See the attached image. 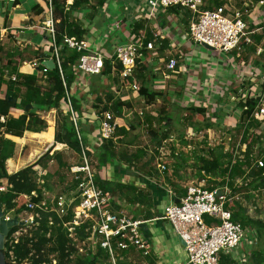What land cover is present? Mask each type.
Listing matches in <instances>:
<instances>
[{
    "label": "trees",
    "instance_id": "trees-1",
    "mask_svg": "<svg viewBox=\"0 0 264 264\" xmlns=\"http://www.w3.org/2000/svg\"><path fill=\"white\" fill-rule=\"evenodd\" d=\"M105 1L106 0H95V6H102ZM67 2L68 0H50L52 7V20L54 22L56 34L55 43L61 60L60 67L62 78L66 84L67 90H69L76 80L75 74L72 71V66L79 58L80 53L69 49L63 43V37L67 36L75 37L78 40L82 39L86 30L82 28V23L79 19L73 17V15L78 14L80 11L83 12L87 9L94 8L91 6L92 0H71L70 4ZM206 3L207 7L211 8L213 6L223 5L224 2L222 0H206ZM35 8L37 14L42 12L38 6ZM168 10L170 12L178 13L177 8H169ZM182 21L184 24H187L185 19H182ZM147 24L148 22L146 20L136 21L132 25V32L137 33L139 30L144 29L147 36L146 39H152L151 31L150 28L146 26ZM253 39L255 42H259L262 37L253 35ZM167 47L168 41L163 40L160 50L166 49ZM38 50L39 48H37L36 51ZM50 50L51 49H49V52H51ZM0 51H2L1 46ZM45 54L46 53L41 50V53L37 55V60L43 62L48 59V56H46L47 54ZM15 56L18 57V61H15ZM23 62H25V60L21 53H7L5 65L3 67V69L6 70L2 69V71H0V88L2 84H6L7 86L4 97L0 98V180H6L7 184L6 191L0 193V202L6 213L14 211V213L17 214L23 210H27L33 212L34 215L38 214V217L33 218L36 226L26 230L25 233H21L17 237V242L14 241L12 235L21 231L23 227L15 226L11 229L5 242V259L10 262H15L16 264H52V261H55V264H97L100 255L104 254V259L109 257L101 248H98L95 255H89L86 257L79 256L73 261L71 257L75 252V248L72 240L67 237V232L63 229L60 219H58L54 213L48 212L49 207L47 204L46 209H42L43 207H35L34 210H29L26 207L27 200L24 196H27L30 202L37 206H39L40 202L44 200L42 187L37 183V172L34 169L36 166L45 170L47 163L54 159H57L58 165L61 168L65 167L69 170L71 165L62 161L59 153H51V151L48 150L31 165L12 174L6 172L5 162L13 157L15 144L11 140L4 138L5 135L22 137L26 131L39 133L37 138H39L40 146L35 152H31L29 156H27V161H29V163L38 157L42 147L46 144L49 145L53 141L52 119L51 127L49 128L50 131H44L46 123L40 115L36 113L37 111L57 110L59 126L58 132L55 133L54 136L55 143L64 144L68 149L73 150L78 155L80 153V143L77 139L76 130L70 121L69 113L66 111H60L65 99V89L62 84V78L58 67L54 65L53 69H48L44 74L46 84H40L35 73L26 74L18 71V66ZM104 66L103 72L100 75H97L100 76V78L102 76L110 75L111 73L112 66L108 59L104 61ZM42 68V66L39 67L40 70ZM114 68V71L118 74L122 67L121 65L116 64ZM138 68L135 71V76L139 79L142 78L141 73L145 70V67L141 65ZM11 75L15 76L14 81L5 78V76L9 77ZM130 82L131 80H127L125 84H129ZM142 84L143 85L138 93L139 96L145 98L147 104H151L157 97L163 95L162 92L150 90V88L145 86L144 82ZM8 97H11L12 99L9 100ZM70 100L73 110L78 115H82L85 97L78 98L77 96L72 95ZM95 101L96 105L94 108L97 109L100 104L103 106L102 109H97V114L109 111L113 114V117L117 118H122V111L124 109L131 108L130 102L121 101L120 98H114L110 93L105 95V99L96 97ZM259 101L260 96L251 98L247 97L246 99H241L236 105L241 108L242 112L239 121L234 128V132L239 137V144L246 145L241 159H236L234 161L226 159L223 161L220 158V155H216V157L213 158H210L208 155L197 157V175L201 180H207V189H213L215 186L224 185L229 187V198L231 197V200L227 202L226 206L228 209L232 210V220L238 222L243 229L247 227L264 228V223L258 220H253L246 215L240 203L233 199V197H238L241 193L244 195L246 194L245 198L249 199L251 197V191H258L261 187H264V176L262 175L264 168L258 169L253 164L255 158H264V150L262 149V141L264 138V128H262V125H264V119L256 120L252 117L253 111L259 104ZM29 104H31L33 108L30 111H24L25 106ZM14 109L23 110L24 112L17 117H11L9 113ZM188 110H191L194 114H205V108L202 107L190 106L188 107ZM149 125L150 138L152 137L153 141H156V154L158 148L161 146L162 140H166L169 136L168 129L160 132L157 131L151 126L152 120ZM209 126L210 125H206L207 128H210ZM124 132V127L117 126L113 137L116 134H122ZM144 154L145 151L141 148L134 153L128 154L125 152L118 154L115 150L114 141L112 139L105 140L95 154V167L98 169L104 166L114 157H118V159L123 161L127 167H130L134 163L139 162ZM91 157L92 159L94 158L93 156ZM153 159L154 157L149 161H146L143 166H148ZM23 162L24 161H22L21 164ZM45 176H47V174ZM45 176L42 178H45ZM216 177L221 179L218 183H216L214 179ZM237 180L240 183L237 182ZM70 181L69 189L73 190L76 187L77 182L73 179H70ZM95 181L99 188L104 192L110 185L109 182L102 181L98 176H96ZM128 188L130 189V187ZM184 192L185 189L182 190V195ZM144 196V194L140 193L139 195L132 197V199H129V201L134 202L135 200H139L142 202ZM152 215L151 212H147V219H151ZM68 218L65 220H68ZM50 222L52 223L50 224ZM83 230L84 227L78 230V238L80 241L86 237ZM116 253L117 264H122L121 261L118 260V257L128 258L130 256H133L138 260L145 259L146 264H156V261H154V258L150 257V255L144 257L139 250L133 247H130L127 250H119ZM250 259V264H264V250L252 251ZM222 262L236 264L230 258L223 259ZM244 264L249 263L245 262Z\"/></svg>",
    "mask_w": 264,
    "mask_h": 264
},
{
    "label": "built area",
    "instance_id": "built-area-1",
    "mask_svg": "<svg viewBox=\"0 0 264 264\" xmlns=\"http://www.w3.org/2000/svg\"><path fill=\"white\" fill-rule=\"evenodd\" d=\"M8 1L13 2L14 0ZM47 3L48 19L43 23V30L49 39V47L46 50L47 55H45L48 56L46 60H52L54 65L58 67L62 78L61 60L55 43V28L50 0H47ZM147 5L149 11L146 16H143V19L150 22H153L152 19L155 20L159 10L179 7L187 11L186 35L188 39L196 44L207 45L211 50L218 53L236 54V58L239 57L240 51L254 44L253 35L259 34L264 29V19H260L261 14L264 15V10H259L264 7V0H258L256 8H250L251 5L246 3L242 4V8H231L226 3L209 8L206 0H147ZM151 35L152 39L147 40L144 29L130 34L126 39L121 40L125 42L117 43L112 55L106 58L121 65V71L118 73L121 88L132 92L139 91L140 88L135 81L136 68L141 63L147 64L148 61H150L148 64H151L152 60L148 56L158 57L157 49L161 47L164 40V36L158 31L151 30ZM63 43L69 49L80 53L79 58L72 66L75 76L85 74L97 76L103 72L105 57L100 52H90L85 40L64 37ZM170 46L174 48L175 53H171L165 67L174 73L178 67V61L175 57H179V55L176 46L173 44ZM145 52H148V55H145ZM263 52L260 40L256 45L255 54L258 57ZM159 60L160 62L163 61L160 58ZM43 62L35 59L30 63L34 73L42 79L45 78L44 74L48 71ZM40 66L43 67L41 70L39 69ZM258 68L262 69L260 73ZM258 68L254 73H247L244 69H240L241 80H245L243 78L245 76L253 77L257 82L258 78V83H254L253 87L250 86L249 91H246L244 95L242 93L241 99L260 96L259 104L253 111L252 117L256 120H262L264 119V87H262L264 85V69L261 63ZM5 78L15 80L14 75L5 76ZM164 78L166 79L168 76L164 75ZM127 80H131V82L125 84ZM62 84L65 89L63 105L65 111L69 113L70 121L76 130L77 139L80 143L81 164L71 165L69 168L71 178L77 182L76 187L65 194L53 197L51 200L53 203L48 212L54 213L60 219L69 239H72L69 237L70 233H75L76 236L77 231L84 227V231L88 234L86 239L95 238V248L104 250L111 258V264H117L115 261L117 251L127 250L130 247L139 250L144 257L150 255V248L141 232L140 226L143 221L132 220L121 211L113 210L109 195L97 185L95 181L96 169L86 152L87 148L81 143L78 126L81 115H78L72 108L70 100L72 92L71 89L67 90L63 78ZM94 120L98 122L101 140L111 139L117 127L113 114L109 111L100 114L95 113ZM253 164L258 169L264 168V158H255ZM157 170L161 173L166 170V167L164 164H158ZM262 175L264 176V172ZM237 182L239 181L237 180ZM6 188V183L1 184L0 193L5 192ZM216 191H220V195H217ZM229 193L230 190L227 185L215 186L213 189H207L202 184L188 185L185 187V192L180 197L179 202L168 203L164 207L162 215L157 218L167 220L175 235L183 241L187 264H231L222 262L223 259L227 258L236 264H244L247 261L246 252H239L238 256L233 254L238 250L245 233L249 231L232 220V210L226 206L227 202L231 200ZM24 198L27 200V209L34 210L35 207L46 209L45 200L37 206L30 202L27 196ZM233 199L236 200L238 197L235 196ZM4 217L10 218L8 214H4ZM34 217H38V214H35ZM66 218L68 220H65ZM18 232L12 235L15 242L19 236Z\"/></svg>",
    "mask_w": 264,
    "mask_h": 264
},
{
    "label": "crops",
    "instance_id": "crops-1",
    "mask_svg": "<svg viewBox=\"0 0 264 264\" xmlns=\"http://www.w3.org/2000/svg\"><path fill=\"white\" fill-rule=\"evenodd\" d=\"M145 1L147 3V0H117V3L121 5L119 6V10H120L119 12L113 8L110 10L109 5L111 2L110 0H106L102 6H95V4H92L91 6L94 9L90 8V9H87L86 11H83V14L88 17L85 20L89 22V25L92 26L93 24L97 22L99 23V21L103 23L105 21L111 20L112 23L109 26L111 33L112 31L113 32L119 31L122 33L121 39L117 34L111 35L110 31L107 33L105 32L102 33L101 38L103 39V43L107 45V47L106 46L104 47H106L107 50H109L110 52L109 54L108 53L105 54V52H103L104 48L102 47L101 43L97 41L96 38H93L91 36V39H89L87 37L88 29H86L85 26L82 24V28L86 30V33L82 39L85 40V42L87 43L89 51L90 52H94V51L100 52L105 57V60H107L106 58H109V55H112L114 51V46L117 43H119L120 40H124L130 34L134 33L132 32L133 23H135L138 20H145L143 19V16L144 14H146V10L149 11L148 6L146 7L143 6ZM37 6L42 10L40 14H37L36 12L37 10L35 7ZM46 8L48 9L47 0H14L13 2H9L8 0H0V41H2V39L7 37L8 35H12L13 33H16V35L19 36L20 42L29 40L30 42H33L34 46H36L35 42H36L37 36L42 34V37H40L38 41L42 42L44 46L45 41L47 39L46 37L47 35H46V32H44L43 30L44 26L42 25L48 19ZM172 8H177L178 13L170 12L168 9L163 10V11L159 10L156 16L157 19L159 18V20H154L153 22L146 20L148 22L146 26L150 28V31L151 30L158 31L160 34L164 36V41H168V47L162 50H160V47H159V49H157V54L159 52L162 55L165 51H168L167 53L170 56L171 53L174 52L173 51L174 48L170 46L173 44L174 46H176L178 50L177 53L181 59V62H178L177 70L174 73H170V74L163 73V77L160 79L157 77L155 78L151 77L150 84L154 87H157V90L152 89V91H158V92L163 93V95L157 97L154 102L160 99L163 100L164 97L168 98L169 100L170 98H173V96H175L176 98L174 99V101L179 102L180 106L188 108L190 106H193V107L196 106L195 97H201V96L207 97L210 104L213 105L214 102L212 101L214 100L217 102L215 103L216 105L219 104V107L217 106V108H215V112L217 110L218 111L221 110L223 112L222 113L223 115H220L217 118L212 117V120H210V123L214 124L213 121L217 122V119H219L220 124H223V125L227 124L229 128L234 129L239 121L242 110L240 107L236 106L237 104L232 102L233 96H231V94H237L239 91L238 93L239 95H241L242 93L244 95L246 91H249V88L247 89V88L242 87L241 71H239L240 72L239 74L236 73L237 66H238L237 64H239L240 62L236 60L233 57L234 54H232L233 56H229V58L225 62L222 63L221 65L222 68H228L231 72V78L229 80L228 79L226 80L225 78L226 76H224L223 74V69L220 71V73H219V70L217 69L212 71V68L219 67V64H217L216 62L215 63L206 62L204 64H201V65H204L203 68L205 69H203L201 68V65H196V63L194 62L187 61L186 51H188V49H186V45L181 44V40L184 39L185 41H191L190 39L187 38V35H186L187 34V24H184V22L182 21V19H185L188 23V20H187L188 13L187 11L182 10L179 7H172ZM263 10L264 9L262 8L261 11ZM84 15L83 17H81L82 19L84 18ZM94 18L97 19V22ZM174 18H176L177 21H175ZM174 21L176 22L175 25H173ZM111 26H113L114 28H111ZM108 41H110L111 46L110 45L108 46ZM116 41L118 42L116 43ZM37 46L39 49L42 50V52L44 53L47 52L46 51L47 48L39 47V45ZM255 48L256 47H254L253 45H250L246 47V51L251 50L253 52ZM145 55H148V52H145ZM262 57L263 56L260 57L261 58L260 61L256 60V61H252V63L250 62L251 67L245 68L244 66H242L241 70L245 68L244 71L247 72L251 69L252 70L251 72L254 73L256 72V69L258 68V65L260 63L263 65V69H264V63H262L263 62ZM159 58L160 57H158V61H160ZM160 59H163V58H160ZM151 60L153 61L154 58ZM241 63L245 64L246 61L241 62ZM116 64H117L116 61L111 60L110 65L112 67H111L110 75L101 77L105 82V86L107 83L108 85L112 83L110 87L111 89H114V91H115V88L113 84L115 83L113 82L117 81L119 83L118 74L114 71L115 70L114 67ZM141 65L145 67L144 71H146L147 70L146 68L149 66V64L141 63L139 64L138 67H140ZM260 70L262 69L258 70L259 73H260ZM18 71L20 73H26V74L34 73V70L32 69L31 65L26 62H23L22 64L18 66ZM233 74L235 76H233ZM164 75L168 76V78L165 79ZM135 81L137 84L139 82L138 86L139 88H141L143 84L139 81L138 78H136V76H135ZM247 81H249V85H251V87H253V83L256 82L255 78L253 77L251 78L247 77ZM144 82L146 83L147 81L145 80ZM222 82L223 84H221ZM257 82H258V78H257ZM236 84H238V88L236 87ZM85 85L84 87L86 89L83 90L85 93L78 91L79 90L78 88H77L78 90L76 89L75 92H73V88L76 86V82H75L73 86L70 88L72 90V95L77 96L78 98L85 97L86 99V97H88L87 92L90 89V87L85 86ZM262 87H264V85H262ZM6 89H7L6 84H2L0 88V98L4 97ZM94 89L98 90L96 88ZM123 89H124V92L126 93H123L121 96H118L119 94H117V97L115 98H120L121 101H128L130 102V104L132 101H135V100L137 101L140 98L138 92H135V91L132 92L130 90V93H129L127 92L128 90L125 91V88ZM113 95L115 94L113 93ZM130 98H133V99H130ZM225 98L227 99V102L224 101ZM142 99H143L142 102L146 106L148 105L146 107L148 113H145L143 117H140L141 115L140 116L136 115V117L139 119L138 124L134 125V124L128 123L130 119L129 120L126 119L131 111V108L124 109L122 111V118H115L117 120V126L124 127L125 129L124 133L116 134L114 137L111 138L115 143V150L118 154H122L125 152L130 154V153L135 152V151L129 150L132 144L134 143V139L133 138L128 139L129 132L131 130H134L135 127H138L139 125H144L145 127L148 128L150 126L149 123L152 120V125H151L152 128L160 132V131L169 129L171 125L172 118L170 116V112L166 111L164 116L167 119H162L160 114L165 110L161 109L160 107L156 110L154 107H152L154 102H152L151 104H147L146 100L144 98ZM204 106L205 105L203 103L201 107L205 108ZM219 108H222V109L219 110ZM52 110H55V109H52ZM52 110L37 111L36 113H38L41 116V118L45 121L46 116L50 115ZM23 112H24L23 110L14 109L10 111L9 115L11 117H17L18 115H21ZM95 112L96 111L94 110V108L92 106L91 107L89 106L86 112L85 111L82 112V116L80 119L84 120L83 121L84 130L86 131V133H88L90 137L88 140L87 139L85 140V143L83 142V139L81 137V143L82 145H86L87 147L90 148L89 152H93V153L95 152L96 154V152L99 150L100 145L103 143V141L101 140V137L99 135L98 127L94 126V117H93L94 115L93 114H95ZM206 112H207V109H205V113ZM195 114H198V113H195ZM46 121L48 120L46 119ZM209 127L211 128V125ZM210 128L206 130H209ZM262 128H264V125H262ZM46 129L47 127L45 128V130ZM187 129H192V128L188 127ZM231 132L233 133L232 130L231 131L229 130L228 134H230ZM186 133H188V131H186ZM32 134L38 135L39 133H33V132L26 131L24 132L22 137H15L17 139H21L22 143L14 141L13 140L14 136H10V135L4 136V138L11 140L15 144L14 154L15 155L16 153L21 154L22 156V158L21 157L19 159L16 158L17 161L13 160V164H14L13 166H16L15 164L16 163L18 164V160H21L23 158H24L23 161H26L27 156H28L27 154L29 152L30 153L35 152L36 149L39 148L40 146L39 138L33 139L31 137ZM54 136H55V133L53 132L52 142L55 143ZM151 140H153L152 137H151ZM263 142H264V138H263ZM182 143L183 144L186 143L188 145L187 140L183 141ZM57 145H61L62 147H64L63 150L69 151V149L65 147L64 144H57ZM119 147H121L122 149H120ZM126 148H128V150H125ZM140 148L145 151V154L141 158V160H143L147 156V152H151V150H148L149 149L148 146L147 147L144 146ZM23 150H25V155H24V152L22 153ZM58 150L60 151L61 149H58ZM58 153L60 156H62V155H66L67 152L65 153L58 152ZM40 156L41 155H39V157ZM39 157L35 158L33 163ZM78 157L80 159V155H78ZM152 157H155V153L151 156V158ZM149 158L147 161L151 159ZM19 162L20 163L18 165V169H13L11 171L12 173H15L18 170L24 168L23 165H21L22 161H19ZM158 164L159 162L156 161V163H154L153 165L151 163V165H148L146 167L141 165V167H139L140 170L135 169L139 174H135L136 171L131 170L130 167H127L123 161L118 159V157H114L111 160H109V162L106 163L104 166L96 170L97 172L96 176H98L102 181H107L110 183L109 187H107V190L105 192L110 197V203H111V207L113 210L122 212V210L120 209L126 208L127 209L126 211H129V213H132L131 216H128L125 214L128 218L132 220L143 221L142 223L143 226H141V231L144 233L143 237L146 239L148 243V247L150 248V257L154 258V261H156V264H187V257L185 256L186 252L184 250L183 244L179 241L178 236L175 235L171 224L167 220L157 219L158 217L162 215L163 209L168 203H171V202L178 203L179 202L180 197H182V190L185 189V187L184 185H181L179 187L178 185L172 184L170 182L166 183V182L160 181L157 174H154L153 172V170L155 172H158L157 167H156ZM165 164L166 163H164V165ZM38 169L42 171V169L39 166H36L35 170H38ZM113 175L116 176V180H113L112 178ZM126 178H127L126 181L123 180ZM1 182L2 181L0 180V185L1 184L4 185L6 183V182L5 183L4 182L1 183ZM117 185H121V186H117ZM128 187H130V189ZM140 193L145 195L144 198L142 199V202H140L139 200H135L134 202L129 201V199H132V197H135V195H139ZM50 200H52V198ZM46 204L48 205L47 202ZM147 212L149 213L151 212L153 214L151 216L152 217L151 219H147V216H146ZM9 213H11V211ZM143 264H146L145 259L143 260Z\"/></svg>",
    "mask_w": 264,
    "mask_h": 264
},
{
    "label": "rangeland",
    "instance_id": "rangeland-1",
    "mask_svg": "<svg viewBox=\"0 0 264 264\" xmlns=\"http://www.w3.org/2000/svg\"><path fill=\"white\" fill-rule=\"evenodd\" d=\"M95 0H92L91 5L95 4L94 2ZM224 3H226L229 7L231 8H242V4L246 3L247 5H251L250 8H256V0H222ZM109 2V1H108ZM110 5H109V9L111 10L116 9L117 11L120 12L119 10V5L117 3V0H110ZM68 4L71 3V0H68L67 2ZM223 3V4H224ZM12 5V3H11ZM144 7L148 6L146 1L143 4ZM264 9V7H262ZM261 8V9H262ZM259 9V10H261ZM46 10H48L46 8ZM148 11L146 10V14H144V16H146L148 13ZM81 14V15H80ZM83 12H78V14L73 15V17H76L79 19V21L85 26L86 29H88V34L87 37L89 39H91V36L93 38H96L97 41H99L102 45L103 52H105V54H109V50H107V45L103 43V39L101 38L102 33H107L111 30L109 28V26L111 25V20L105 21V22H101L99 21V23L97 22V19L94 18L96 20L97 23L93 24L92 26L89 25V22L85 19H87L88 17L84 15V18L82 19L81 17H83ZM118 16V15H117ZM177 16V15H176ZM48 17V16H47ZM175 21H177L176 18H174ZM260 19H264V15L261 14ZM40 20V19H39ZM155 20H159V18L157 19V17L155 18ZM151 21H154V19H152ZM173 22V25L176 24V22ZM263 24V22H261ZM2 24V22H1ZM42 25V24H41ZM172 25V26H173ZM44 26V24L42 25ZM41 27V26H40ZM111 28H114L113 26H111ZM45 34V33H44ZM117 34L120 39L122 36V33L119 31H112L111 35H115ZM257 36H261V46L263 47L264 50V29L262 31H260L259 34H257ZM42 37L41 35L37 36L35 45H33V42H30L29 40L26 41H21L19 39V36L16 35V33H13L12 35H8L7 37H5L4 39H2V41H0V46L2 47V51H0V71H2L4 65H5V61H6V54L7 53H21L23 59L25 60L26 63H31L32 61H34V59H37V55H39L41 53V49H39L38 51L37 48L39 45V47H43V48H48L49 47V39H47L45 41V45L43 46V43L38 41V39ZM67 37V36H64ZM63 37V38H64ZM75 38V37H74ZM19 39V40H18ZM78 40V39H77ZM81 40V39H79ZM55 41H56V34H55ZM115 41V40H114ZM118 41H116L117 43ZM120 42H125V41H121ZM2 43V45H1ZM253 43L252 44L254 47H256V45L258 44V42H255V40L253 39ZM181 44L186 45V49H188L187 52V56H186V60L187 61H191L196 63V65H201L204 64L206 62L208 63H217L219 64V67H214L212 68V71L214 70H219L220 71L223 69V74L224 76H226V80L231 78V72L228 68H222V63L225 62L229 56H233V55H228L225 54L223 52H216L214 50L208 49L205 46H203L202 44H196L192 41H185L184 39L181 40ZM110 45V41H108V46ZM106 46V47H104ZM111 46V45H110ZM34 47V48H33ZM174 52H172V54L175 53V50H173ZM168 51H165L162 55L158 52V57L163 58V61L160 62L158 61V57H151L150 55L148 56V58H151L154 60L152 61L151 64H149V66L146 68L147 70L145 72L141 73L142 78H139V81L141 83H143L145 80L147 81L146 83L144 82L146 87H149L150 90H157V87L152 86L151 83V77H157V78H162L163 77V73L164 74H170L171 72L169 70H167L165 68V64L168 60V58L170 57L167 53ZM235 56V57H234ZM233 57L238 60L240 63L237 64V70L236 73H240L239 71H241L240 69L242 68V66H244L245 68L247 67H251L250 62L252 63V61H256L259 60L260 61V57L263 56L262 60L264 63V52L262 55L260 56H256L255 54V50L252 52L251 50L246 51L242 50L239 52V57H237V55L235 54ZM231 57V58H233ZM176 60L178 62H181L180 57L176 56L175 57ZM230 58V59H231ZM15 61H18V57L15 56ZM246 61V63L243 65V63ZM248 61V62H247ZM150 62V61H148ZM148 62H146L148 64ZM236 62V61H235ZM238 63V62H237ZM153 65V66H152ZM195 65V66H196ZM139 66V65H138ZM137 66V67H138ZM204 65H201V68H203ZM244 68V69H245ZM205 69V68H203ZM6 70V69H3ZM137 70V68H136ZM252 70L250 69L249 73ZM145 73V74H144ZM220 75V74H219ZM81 79L79 76H76L75 80L76 82V86L73 88V92H75V90L77 89L80 92H84L83 90L86 89L84 87L88 86L90 87V89L88 90L87 94L88 97H86V99L84 100L83 104L85 105L83 108V112L87 111V108H89V106L93 107L96 105V97H101L103 99H105V95L108 93H110L114 98L117 97V94H119L118 96H121L124 92V89L121 88V85L115 81L113 83L114 89H111L110 85H108V83L105 86V82L102 78H100V76H94V75H80ZM233 76H235L233 74ZM37 78L39 80L40 84H46L45 79H40V76L37 75ZM245 80H241V84L242 87L244 88H250L251 85H249V81H247V77H243ZM158 79V80H159ZM116 80V79H115ZM143 81V82H142ZM85 82V83H84ZM255 84H257L258 82H254ZM253 83V84H254ZM223 84V82L221 83ZM139 85V82H138ZM249 85V86H248ZM87 87V88H88ZM236 87L238 88V84H236ZM94 88L98 89L95 90ZM236 88V90H237ZM177 89V88H176ZM117 90V91H116ZM126 91V89H125ZM72 92V90H71ZM117 92V93H116ZM127 92L130 93V90H128ZM85 93V92H84ZM113 93L115 95H113ZM239 93V91H238ZM231 94V96H233L232 98V102H234L235 104H237L240 100H241V95L239 94ZM143 97L140 96V98L136 101H132L131 102V111L129 113V115L127 116L126 119H130L128 123L131 124H138L139 119L136 117V115L143 117V115L147 112L146 106L143 102L142 99ZM176 97L173 96V98H170L168 100V98H163V100H157L156 102L153 103L152 107H154L156 110L160 107L161 109H164L165 111H163L160 116L163 119H167L164 114L167 112H170V116L172 118L171 121V125L168 129V133L169 136L166 140H162L161 142V149L159 147V149L157 150V153L155 154V157L153 159V161H150L149 165H152L154 163L159 162V164H164L166 163V170L163 173H158L155 172L153 169L154 174H157L158 178L160 179V181L166 182V183H172V184H176L179 187L181 185H184V187L194 184V185H198V184H202L204 186H207V180H201L198 175H197V171H198V167H197V157L198 156H209L210 158L216 157V155H220V158L225 161L226 159H231V160H236V159H241L243 156V152L246 148L245 144H239V137L235 134L234 129L233 128H229L226 125L220 124L219 119H217V122L213 121L214 124L210 123V120H212V117L217 118L220 115H223L222 111L219 108L220 111H216L215 112V108H217V106L219 107V104H215L217 103L215 100L212 101L214 102V104H210L209 100L207 97H195V107H201L202 104L204 103V107L205 109H207V112L202 115V114H195L191 112V110H188V108L182 107L180 106L179 102L174 101ZM133 99V98H130ZM145 99V98H144ZM194 99V98H193ZM223 100V99H221ZM225 102H227V99H224ZM225 104V103H224ZM63 105V104H62ZM102 105H98V110L102 109ZM96 108H94L95 111H97ZM65 106H61L60 111L64 112ZM219 112V113H217ZM96 114L98 113L95 112ZM95 117V114H93ZM82 116V115H81ZM86 116V115H85ZM41 117V116H40ZM84 117V116H83ZM117 118V117H115ZM46 119L48 121H46ZM51 119L53 121V132L57 133L58 132V126H59V122L57 120V110H52L50 115L46 116L45 121L47 124V129L45 131H50V125H51ZM138 119V120H137ZM80 119L78 121V126H79V131H80V135L83 139V142L85 143V140L89 139V135L88 133H86V131L84 130V120ZM117 123V120H116ZM206 125H211V128L209 130L206 127ZM94 126L98 127V122H96L94 120ZM188 127H191L192 129H187ZM229 130L233 131V133L231 132L230 134H228ZM186 131H188V133H186ZM33 139L37 138L36 134H32L31 136ZM134 139V143L132 144L131 148L129 150L132 151H136L138 149H140V147H149L148 150H151V152H147V156L145 157V159L140 160L137 163H134L133 165L130 166L131 170H140L139 167H141V165H143L148 158L155 153V143L156 141L151 140L150 138V133H149V128L145 127L144 125H139L138 127H135L134 130H131L129 132V136L128 139ZM188 142V145L185 143L183 144V141ZM229 139V140H228ZM16 142H21V139H17L14 137L13 139ZM103 141V140H102ZM105 141V140H104ZM128 141V140H126ZM83 143V144H84ZM128 143V142H127ZM40 144V142H39ZM126 144V143H125ZM263 144V150H264V142L262 141ZM124 145V144H123ZM84 147L87 148V154L88 156L91 155L94 158L92 159L91 156H89L92 165L95 167L96 163H95V152H89L90 148L87 147L86 145H83ZM93 146V145H91ZM139 147V148H138ZM15 148V147H14ZM64 147H62L61 145L58 146L56 143L52 142L51 144H46L44 147L41 148L39 155H43L46 151L50 150L51 153H66V155H62L61 159L62 161H65L67 164L69 165H79L81 164V160L78 157V154L76 152H74L73 150L69 151L67 150H63ZM120 149H122L121 147H119ZM58 149H61L60 151ZM57 150V151H56ZM125 150H128V148H126ZM24 152L25 155V150L22 151V153ZM153 152V153H152ZM30 152L27 154L29 156ZM23 155V156H24ZM38 155V157H39ZM22 158L21 154H13L12 158H9L8 160H6L5 162V169L6 172L8 174H11L13 169H18V165H19V161H23V159L18 160V164L16 163V166H13V160L17 161V159ZM17 158V159H16ZM37 158V157H36ZM149 158V159H150ZM34 160H32L30 163L29 161H24L21 165H23V167L31 165L33 163ZM161 162V163H160ZM7 165V166H6ZM225 165V164H224ZM223 165V167H224ZM116 166V165H115ZM157 167V166H156ZM22 168V167H21ZM35 169V168H34ZM96 170H98L95 167ZM136 169V170H135ZM37 171V183L39 186L42 187V191L44 192L43 197L45 198V203H48V207L51 208L53 201H51L50 199L57 195H61V194H65L67 192H69V184H70V179L71 178V174L69 173L70 171L68 169L61 168L58 165V161L57 159H54L52 161H49L47 163V167L45 170L42 169L41 170H36ZM47 174V176H45ZM135 174H139L137 171ZM43 176H45V178H42ZM113 180H116V176L113 175L112 176ZM216 183H218L221 179L218 177L214 178ZM123 180H127L123 179ZM1 183H5L6 180L4 181V179L1 180ZM44 183V184H43ZM45 185V187H44ZM72 190V189H71ZM48 191V192H47ZM246 195V194H245ZM245 195L243 193L239 194L238 199H236V201H238L240 203V205L242 206V208L244 209V212L246 215H248L250 218H252L253 220H258L262 223H264V187H261L260 190L258 191H251L250 195L251 197L249 199L245 198ZM47 200V201H46ZM50 201V203H49ZM122 210V212L128 216H131L132 213H129V211H126L127 209H120ZM132 210V209H131ZM10 217L16 216L17 219L23 223V225L21 227H23V229H21V231H19V235L21 233H25L26 230L30 229V228H34L36 225L33 221L34 215L33 212L27 211V210H23L17 214L14 213V211H11ZM149 228V227H148ZM246 232L244 238L241 240L238 250H236L233 254L238 256L239 252H246L247 253V258H246V263H251V259H250V254L252 251H262L264 250V228H259V227H247L246 228ZM151 230V229H150ZM67 232V231H66ZM83 232L86 234V237L88 236L87 232H85L83 230ZM142 232V231H141ZM142 234L144 235V233L142 232ZM69 237H71L72 239V243L73 246L75 248V252L72 255V259L73 261L75 260L76 257H86V256H91V255H95V253H97L98 248H95V238L93 239H86V237L84 238V241H80L78 238V231L76 233H70ZM97 240V239H96ZM53 256V255H52ZM185 256L187 257V255L185 254ZM55 257V256H54ZM104 254L100 255L98 257V262L97 264H111L112 260L110 257H108L107 259H104ZM52 258V257H51ZM53 260V258H52ZM118 260L121 261L122 264H143V260H138L136 258H134L133 256H130L128 258H124V257H118ZM117 262V257L116 260ZM8 262V261H7ZM14 263L15 262H11ZM55 261H52V264H55ZM27 264V263H24ZM72 264V263H70Z\"/></svg>",
    "mask_w": 264,
    "mask_h": 264
},
{
    "label": "water",
    "instance_id": "water-1",
    "mask_svg": "<svg viewBox=\"0 0 264 264\" xmlns=\"http://www.w3.org/2000/svg\"><path fill=\"white\" fill-rule=\"evenodd\" d=\"M202 45L208 49H211L207 45H204V44ZM43 65L50 70L54 68V63L52 60L44 61ZM8 99L11 100L12 98L8 97ZM32 108L33 107L31 104L26 105L24 111H30ZM216 194L220 195V191H216ZM22 225L23 223L20 222L16 216H13L12 218H9V219H6L4 217L3 207L0 202V264H14V263H11L10 261L7 262V260L5 259V253H4L5 242H6V238L9 235L11 229L15 226H22ZM141 226H143V224H141ZM178 239L183 244V241L181 240V238L178 237Z\"/></svg>",
    "mask_w": 264,
    "mask_h": 264
},
{
    "label": "clouds",
    "instance_id": "clouds-1",
    "mask_svg": "<svg viewBox=\"0 0 264 264\" xmlns=\"http://www.w3.org/2000/svg\"><path fill=\"white\" fill-rule=\"evenodd\" d=\"M4 211V210H3ZM4 214H10L9 212L8 213H6V212H4ZM10 216V215H9ZM10 218H12V217H10Z\"/></svg>",
    "mask_w": 264,
    "mask_h": 264
}]
</instances>
